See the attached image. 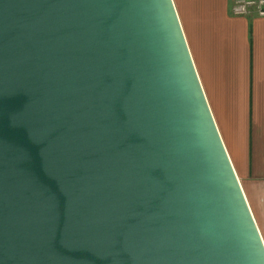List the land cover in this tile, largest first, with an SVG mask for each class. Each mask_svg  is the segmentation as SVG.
I'll return each mask as SVG.
<instances>
[{
	"label": "water",
	"instance_id": "obj_1",
	"mask_svg": "<svg viewBox=\"0 0 264 264\" xmlns=\"http://www.w3.org/2000/svg\"><path fill=\"white\" fill-rule=\"evenodd\" d=\"M0 264H264L173 0H0Z\"/></svg>",
	"mask_w": 264,
	"mask_h": 264
},
{
	"label": "crops",
	"instance_id": "obj_2",
	"mask_svg": "<svg viewBox=\"0 0 264 264\" xmlns=\"http://www.w3.org/2000/svg\"><path fill=\"white\" fill-rule=\"evenodd\" d=\"M238 0H173L197 73L264 241V16Z\"/></svg>",
	"mask_w": 264,
	"mask_h": 264
},
{
	"label": "built area",
	"instance_id": "obj_3",
	"mask_svg": "<svg viewBox=\"0 0 264 264\" xmlns=\"http://www.w3.org/2000/svg\"><path fill=\"white\" fill-rule=\"evenodd\" d=\"M254 6L259 15L264 16V0H238L232 7L234 14H243Z\"/></svg>",
	"mask_w": 264,
	"mask_h": 264
}]
</instances>
